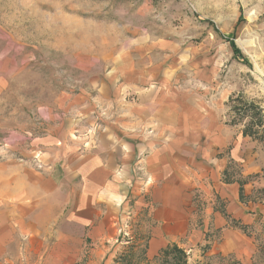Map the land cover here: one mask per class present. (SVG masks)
Returning a JSON list of instances; mask_svg holds the SVG:
<instances>
[{"label": "rangeland", "instance_id": "rangeland-1", "mask_svg": "<svg viewBox=\"0 0 264 264\" xmlns=\"http://www.w3.org/2000/svg\"><path fill=\"white\" fill-rule=\"evenodd\" d=\"M122 64L179 71L188 87L199 75L201 96L222 101L214 112L254 151L257 171L251 224L223 216L241 235L238 252L222 254L214 230L194 253L150 259L146 216L131 210L105 263L264 264V139L244 137L256 113L237 112H264V0H0V150L68 166L106 126V84Z\"/></svg>", "mask_w": 264, "mask_h": 264}, {"label": "crops", "instance_id": "crops-1", "mask_svg": "<svg viewBox=\"0 0 264 264\" xmlns=\"http://www.w3.org/2000/svg\"><path fill=\"white\" fill-rule=\"evenodd\" d=\"M121 66L106 84V126L68 166L0 150V264H104L131 210L146 216L150 259L173 246L194 253L214 230L222 254L238 252L223 216L252 222L254 151L201 96L199 75L188 87L179 71Z\"/></svg>", "mask_w": 264, "mask_h": 264}, {"label": "trees", "instance_id": "trees-1", "mask_svg": "<svg viewBox=\"0 0 264 264\" xmlns=\"http://www.w3.org/2000/svg\"><path fill=\"white\" fill-rule=\"evenodd\" d=\"M232 49L234 53H239L238 49L234 44L231 43ZM256 113L251 125L246 127V129L243 131L244 137H259L260 139H264V112H261L258 110L255 106H247L244 108V110L237 108V112L240 114L242 112L248 113L252 112ZM244 115V114H243ZM240 195L241 199L243 197V188L240 189ZM164 254L169 255L174 253L175 255H181L183 253L182 250H180L177 246L169 247L165 251H163Z\"/></svg>", "mask_w": 264, "mask_h": 264}]
</instances>
